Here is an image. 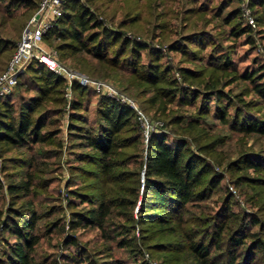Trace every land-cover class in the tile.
<instances>
[{"label":"rangeland","instance_id":"obj_1","mask_svg":"<svg viewBox=\"0 0 264 264\" xmlns=\"http://www.w3.org/2000/svg\"><path fill=\"white\" fill-rule=\"evenodd\" d=\"M35 1L40 6L42 0ZM99 1L101 10L98 14L106 12V16L101 18L108 27L163 53L162 67L171 69L169 78L177 80L181 90L176 93L174 101L169 102V98H164L162 103L154 105L151 99L155 97L156 89L165 86H152L133 74L129 66L114 67L95 60L89 54L84 57L90 68L95 69L84 70L74 58L61 59L55 48L59 40L44 39L47 49L57 53L60 65L69 73L89 80L91 92L82 99L86 109L78 111L88 122H76V127L83 128V131L70 130L72 104L81 97L72 88L68 89V79L61 76L66 86L58 97L64 102L48 101L38 111H47L46 127L43 129L47 135L46 141L29 148L0 153V180L4 186L0 192V258L7 261L6 254L19 241L9 228L20 226L24 219H30L32 212H35L38 222L33 235L37 236L38 244L32 254L33 264H191L192 252L181 251L189 243L181 232L174 235L157 230L153 234L155 229H161L157 224L146 219L145 224L136 222L143 199L142 187L133 210L113 208L106 227L110 238L92 226L72 228L76 214H85L96 207L100 189L99 182L93 177L94 173L100 172L95 163L100 153L90 148L82 138L85 130L98 128L100 118L97 108L102 98L120 101L133 109L142 133L136 148L124 150L127 166L121 168L123 171L139 172L143 183L145 169L140 163L146 160L147 141L152 132L163 130L169 136L186 139L188 147L224 177L221 187L213 196L198 202V208H192V211L213 215L230 197L231 211L238 216L247 214L249 219L264 220V183L258 181L235 185L236 179L246 174L251 178L264 179V171L238 172L228 168L241 156V159L247 156L251 161L264 163V136L246 135L221 121L216 114L217 102L210 92L203 93V97H196L197 93L206 90V81L219 82L218 89L229 96L234 104L229 110V118L234 116L237 108L248 110L250 117H264V99L253 90L250 81L240 77L247 71H264V0H249L247 3L243 0H120L114 4L108 0ZM247 8L254 25L244 15ZM33 13L24 7L17 8L12 15L0 13V39L12 42L16 47ZM237 28L245 29L246 32L234 35ZM174 45L178 49L173 48ZM14 48L0 57V72L6 70L15 53ZM115 49L110 51V57ZM147 59V52H144L142 63H146ZM225 59L230 61L231 68L220 70ZM181 69H191L203 77L185 81ZM36 89L32 72L22 76L8 98L15 111L23 102L39 95ZM193 92H196L195 96ZM243 102L249 107L244 106ZM206 108H209L208 114H204ZM139 113L145 117L148 127L138 120ZM181 117L185 118L184 122L175 124ZM193 120L199 123L197 130L190 126ZM215 140L219 142L212 155L200 152L201 145ZM30 180L32 187L29 192L18 196L9 192V184ZM119 183L114 187H130V182ZM75 192L92 197L93 203L75 201ZM108 193L115 195L112 191ZM121 195L130 197L126 192ZM131 212L136 219L133 223L128 220ZM16 213H22L24 219L16 218ZM193 227L189 222L184 230ZM212 227L213 224H210L209 230ZM229 227L230 231L236 227L233 218ZM250 231L257 232L258 226L244 231V239ZM263 235L260 239L264 241ZM123 239L131 240V245L121 247ZM70 241H76L79 247L71 245ZM167 243L173 244V250H169L171 247L168 248ZM224 245L222 250L213 251L220 264H226L228 260ZM251 253L247 264H264L263 247L260 250L255 248ZM251 256L255 257L253 263ZM73 257H77L78 261H74ZM86 258L87 262H83Z\"/></svg>","mask_w":264,"mask_h":264},{"label":"trees","instance_id":"obj_2","mask_svg":"<svg viewBox=\"0 0 264 264\" xmlns=\"http://www.w3.org/2000/svg\"><path fill=\"white\" fill-rule=\"evenodd\" d=\"M108 1L114 4L120 0ZM99 2V0H85V2L68 0L61 19L49 31L45 39L59 40L60 43L55 48L60 53L61 59L74 58L84 70L90 68L84 57L85 54H89L95 60L109 63L114 67L126 68L129 66L133 70V74L152 86H165L156 89L157 93L151 99V103L154 105L159 102L162 103L164 98H169V102L174 101L177 96L176 93L181 90V87H178L177 80L169 78L171 69L162 67L163 53L149 48L134 38L125 36V33L108 27L105 20L101 18L106 16L104 15L106 12L103 11L101 15L98 14L101 10ZM19 7L33 11L34 16L39 9V4L35 0H0V13L12 15ZM235 30L234 35L245 31L241 28ZM17 46L18 44L15 47L12 42L0 39V57L6 55L14 47L15 52ZM114 48L116 49L110 57V51ZM173 48L178 49L176 45ZM144 52H147L148 55L146 63H142ZM224 58L222 57V59ZM230 64V61L225 59L219 68L220 70H227L231 68ZM93 69L95 68L91 67L90 71ZM29 72L35 76L36 90L39 95L23 102L18 111H15L14 105L8 100L9 96L0 102L1 154L45 142L47 135L43 133V129L46 127L45 112L47 113V111L41 113L38 111L48 101L59 102L60 104L64 102L62 98L58 97L66 86V81L61 76L38 61H33L19 76L17 85H19L22 76ZM263 72V70L247 71L240 77L250 81L253 90L264 99ZM181 74L185 81L199 80L203 77L191 69H181ZM202 83L200 82V84ZM204 84L206 90L197 93L196 97H203V93L210 92L212 98L217 102L216 114L221 121L246 135L264 136V117H250L248 110L237 108L234 116L229 118V110L234 106L232 99L218 89L219 82L206 81ZM71 88L78 92L81 98L73 101L70 130L83 131V128L76 127V122L87 123L88 121L78 111L86 109L82 99L90 94L91 89L76 82L72 84ZM195 93L193 92L194 96ZM243 104L249 107L245 102ZM98 108L97 112L100 118L98 128L85 130L82 139L87 141L90 148L100 153L95 162L99 166L100 172L93 174V177L99 182V195L94 209L85 214L78 213L75 215L72 223L73 229L81 225L92 226L98 228L103 236L110 238L106 227L110 216L113 214V208H132L131 210H133L142 187L143 199L139 206L138 220L135 219L132 212L128 215V220L132 223L136 220L139 224H145L146 219L150 223L157 224L161 229H155L153 234H156L157 230H165L174 235L181 232L189 241L188 246L182 247L181 251L192 252L193 262L191 264H220L218 256H214L213 251L214 249L222 250L223 243L225 244L224 251L226 250L228 257L226 264H247L249 255H252L251 251L255 248L256 250L264 248V241L260 239V236L264 234V220L249 219L247 214L242 217L238 216L231 211L230 197L213 215H207L202 211H199V214L192 211V208H198V202L209 200L213 196L216 190L221 187L224 177L215 171L205 159L194 153L188 147L189 143L186 139L169 136L163 130L159 133L152 132L147 141L145 163L143 161L140 163V166L143 167L144 165L145 169L144 181L141 183L139 172H127L121 169L127 166L125 160L127 155L124 150L136 148V144L142 137L135 112L126 104L105 97L100 100ZM208 110L204 114H208ZM184 120L185 118L181 117L175 121V124L182 123ZM190 126L193 130H197L199 123L193 120L190 122ZM128 132L130 135H125ZM218 142L215 140L205 143L199 147V150L201 153L212 155ZM241 157L228 165L230 171L248 172L253 170L256 173L264 171V163L251 161L247 156L243 159ZM12 164L17 165V163ZM258 181L264 183V179L251 178L246 174L236 179L235 185L253 184ZM119 182H130V187L122 185L118 188L114 187ZM3 187L0 180V192ZM31 187L32 180L9 184L8 190L12 195L18 196L29 192ZM110 191L115 195H109L108 192ZM123 192L129 194L130 197L121 195ZM73 196L75 201L93 203V198L88 195L75 192ZM15 216L24 219L22 213H16ZM231 218L236 222V227L232 231L229 229ZM222 220L224 221L222 222ZM37 222V214L32 212V217L24 219L20 226L15 225L9 228L19 241L15 246H11L9 254H6L7 261L0 258V264H33L32 254L38 244V238L33 235V231ZM189 222L194 227L188 231L185 229V231L184 227ZM210 224H213V227L209 230ZM197 226L202 227V229L199 231L200 227L197 229ZM257 226L258 231H250L247 236L252 241L249 243V240L244 239L242 234L249 227L252 230ZM70 242L71 245L79 247L76 241ZM131 242V240L123 239L120 244L121 247H127L131 245ZM167 247H171L169 250H173L172 243H167ZM254 259L255 257L251 256L252 263ZM73 260L78 261V258L73 257ZM241 260L244 262L242 263ZM83 262H87V258L83 259Z\"/></svg>","mask_w":264,"mask_h":264},{"label":"built area","instance_id":"obj_3","mask_svg":"<svg viewBox=\"0 0 264 264\" xmlns=\"http://www.w3.org/2000/svg\"><path fill=\"white\" fill-rule=\"evenodd\" d=\"M68 0H42L38 11L23 31L22 38L11 58L6 70L0 75V102L9 96L17 85L18 78L25 72L33 61H38L48 69L69 81V88L74 82L88 87L89 80L69 73L58 63L57 53L47 49L44 39L51 29L61 19L65 4ZM247 3L249 0H243ZM244 15L249 18V23L254 25L250 10H244ZM138 120L144 127H148L145 117L139 113Z\"/></svg>","mask_w":264,"mask_h":264}]
</instances>
